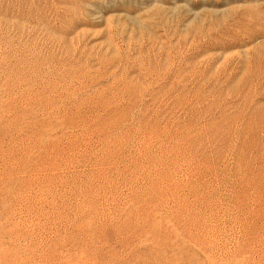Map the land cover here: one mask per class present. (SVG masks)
Wrapping results in <instances>:
<instances>
[{
	"label": "rangeland",
	"instance_id": "1",
	"mask_svg": "<svg viewBox=\"0 0 264 264\" xmlns=\"http://www.w3.org/2000/svg\"><path fill=\"white\" fill-rule=\"evenodd\" d=\"M0 264H264V0H0Z\"/></svg>",
	"mask_w": 264,
	"mask_h": 264
}]
</instances>
